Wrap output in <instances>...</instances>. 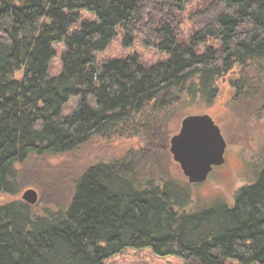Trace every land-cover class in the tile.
Returning a JSON list of instances; mask_svg holds the SVG:
<instances>
[{
    "label": "trees",
    "instance_id": "1",
    "mask_svg": "<svg viewBox=\"0 0 264 264\" xmlns=\"http://www.w3.org/2000/svg\"><path fill=\"white\" fill-rule=\"evenodd\" d=\"M187 2L0 0V194L19 191L17 165L30 154L71 151L93 135L144 140L129 157L87 166L60 211L1 203L0 264H106L125 249L183 264H264V155L233 205L185 212L190 192L163 171L160 134L172 105L213 101L218 79L235 68L241 99L264 97V0H212L182 40L177 14ZM118 29L124 46L140 35L166 58L97 63ZM57 44L60 70L50 76ZM247 69L258 79L252 89Z\"/></svg>",
    "mask_w": 264,
    "mask_h": 264
},
{
    "label": "rangeland",
    "instance_id": "2",
    "mask_svg": "<svg viewBox=\"0 0 264 264\" xmlns=\"http://www.w3.org/2000/svg\"><path fill=\"white\" fill-rule=\"evenodd\" d=\"M211 1L188 0L185 8L177 14L179 39L186 40L195 30L192 16L204 11ZM81 18H90V15L82 12ZM123 34L121 29L117 30L105 50L96 54L97 63L136 54L143 65L150 66L166 58L167 55L164 53L146 46L140 35L133 38L131 45L124 46ZM63 48L61 44L55 45L56 55L50 61V76L59 73ZM238 71V68H235L218 79V94L213 101L184 97L168 109V115L164 118L165 125H161L160 134L164 145L161 153L167 159L166 163L163 158L162 168L169 175L186 182L191 203L187 204L185 212L200 211L218 204L233 205L238 189L254 183L263 168L264 97H259L261 92L257 90L254 94L241 99L242 93L234 87V82L239 78ZM247 73L251 85L249 87L252 89L258 79L250 69L244 74ZM21 75L22 71L15 73L16 78H20ZM189 114H208L219 126L226 141L224 162L214 166L207 178L198 183L187 182V178L169 152L170 137L178 132L181 119ZM142 145L144 140L140 135L134 137L93 135L71 151L59 154H30L22 164L17 165L22 183L19 191L15 194H0V204L24 201L22 193L32 188L37 193L36 203L29 204L34 213L42 215L47 210L60 211L70 202L76 180L87 166L99 161L109 162L129 157ZM146 176L145 174L140 179L144 181ZM106 264H183V262L176 257H156L149 249H125L108 259Z\"/></svg>",
    "mask_w": 264,
    "mask_h": 264
},
{
    "label": "water",
    "instance_id": "3",
    "mask_svg": "<svg viewBox=\"0 0 264 264\" xmlns=\"http://www.w3.org/2000/svg\"><path fill=\"white\" fill-rule=\"evenodd\" d=\"M225 149L220 128L208 114L184 116L178 132L169 139L172 159L188 183L204 181L214 166L224 162ZM21 197L28 204L37 201V193L32 188L24 190Z\"/></svg>",
    "mask_w": 264,
    "mask_h": 264
}]
</instances>
